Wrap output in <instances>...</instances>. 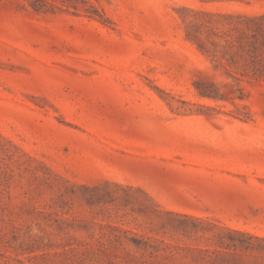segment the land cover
Instances as JSON below:
<instances>
[{"label": "rangeland", "instance_id": "obj_1", "mask_svg": "<svg viewBox=\"0 0 264 264\" xmlns=\"http://www.w3.org/2000/svg\"><path fill=\"white\" fill-rule=\"evenodd\" d=\"M251 41L264 0H0V264H264Z\"/></svg>", "mask_w": 264, "mask_h": 264}, {"label": "trees", "instance_id": "obj_2", "mask_svg": "<svg viewBox=\"0 0 264 264\" xmlns=\"http://www.w3.org/2000/svg\"><path fill=\"white\" fill-rule=\"evenodd\" d=\"M235 48L239 49L248 61V66L252 75H259L264 72V60L259 55V49L263 48L264 45H254L251 41L249 45H234Z\"/></svg>", "mask_w": 264, "mask_h": 264}]
</instances>
